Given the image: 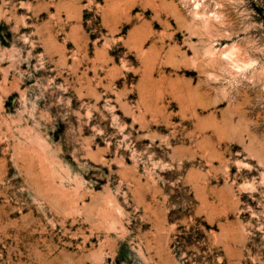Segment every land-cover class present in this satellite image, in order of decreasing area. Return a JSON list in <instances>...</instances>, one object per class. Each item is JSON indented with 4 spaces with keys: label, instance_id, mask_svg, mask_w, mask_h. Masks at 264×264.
Segmentation results:
<instances>
[{
    "label": "rangeland",
    "instance_id": "obj_1",
    "mask_svg": "<svg viewBox=\"0 0 264 264\" xmlns=\"http://www.w3.org/2000/svg\"><path fill=\"white\" fill-rule=\"evenodd\" d=\"M0 264H264V0H0Z\"/></svg>",
    "mask_w": 264,
    "mask_h": 264
}]
</instances>
